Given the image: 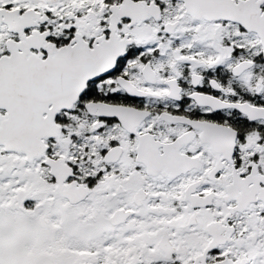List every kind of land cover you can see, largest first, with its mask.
<instances>
[{
  "label": "snow or ice",
  "instance_id": "1",
  "mask_svg": "<svg viewBox=\"0 0 264 264\" xmlns=\"http://www.w3.org/2000/svg\"><path fill=\"white\" fill-rule=\"evenodd\" d=\"M0 264H264V0H0Z\"/></svg>",
  "mask_w": 264,
  "mask_h": 264
}]
</instances>
